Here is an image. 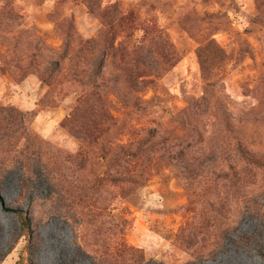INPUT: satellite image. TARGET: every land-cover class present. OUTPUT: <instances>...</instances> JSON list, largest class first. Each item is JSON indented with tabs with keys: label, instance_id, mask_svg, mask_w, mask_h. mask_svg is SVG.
Masks as SVG:
<instances>
[{
	"label": "rangeland",
	"instance_id": "374dc122",
	"mask_svg": "<svg viewBox=\"0 0 264 264\" xmlns=\"http://www.w3.org/2000/svg\"><path fill=\"white\" fill-rule=\"evenodd\" d=\"M148 129L168 147L106 172ZM0 261L264 264V0H0Z\"/></svg>",
	"mask_w": 264,
	"mask_h": 264
},
{
	"label": "trees",
	"instance_id": "16d2710c",
	"mask_svg": "<svg viewBox=\"0 0 264 264\" xmlns=\"http://www.w3.org/2000/svg\"><path fill=\"white\" fill-rule=\"evenodd\" d=\"M94 49H97L98 52L100 53V57L97 58V60L94 63V73L92 77L84 83L82 80V77L77 74V72H71L70 77L71 80L76 83L80 84L83 87H90L86 92H83L84 97H87L91 95V98L93 99L92 103L90 102L88 104V113H84V115H80V121L83 123L85 126L87 132L84 133V137L82 138L83 143L85 146H90L92 144L91 138L94 139L93 133L89 131V128L91 129L92 127H100L102 126V121L104 120L105 116L102 113L101 109L99 108V105L97 101L99 100L97 97V94L100 93V89L102 87V83H98V79L101 73V67L103 66V59L105 55V50L106 48L108 49L109 47H100L98 43H94L91 45ZM84 48H79L77 51V56L79 58V54H83ZM215 53L217 57L223 55L221 50L213 43H209L207 46H204L197 52L198 56V61L200 68L203 72L205 73H210L213 69L214 59L205 57V55H209V53ZM74 62L77 63L78 60L77 58L74 59ZM53 65L58 66L57 63H53ZM142 65V64H141ZM167 65H170L167 63ZM144 66V65H142ZM171 66V65H170ZM126 79V78H125ZM100 80V79H99ZM120 77H116L112 80L114 84H119L120 83ZM134 88H135V83H134ZM83 105H86V103L83 102ZM134 107L137 108L138 105L134 104ZM95 140V139H94ZM93 140V141H94ZM167 143V138L165 136H158L155 129H148L145 132V135L136 142L134 146L132 145H119L116 147L112 153H110V156L106 159V172L109 171H116L119 172L120 169L122 168L123 165H125L128 161L131 160H136L139 158H142L145 155H149L152 152L159 151L163 149L164 147H168ZM244 151V150H243ZM240 151L241 155L244 157L242 158L245 163L248 165H252L253 159L250 158L248 155L245 154V152ZM124 178H114L111 177V179L107 178V181H110L112 183L114 182H122L125 180L130 181L131 179H125ZM17 221L19 223V228L20 232L23 234L25 239L30 241L31 236H32V231H31V220L29 217H27L23 212L19 209L13 211ZM2 261H0V264Z\"/></svg>",
	"mask_w": 264,
	"mask_h": 264
}]
</instances>
